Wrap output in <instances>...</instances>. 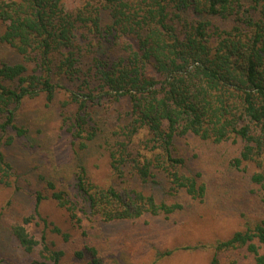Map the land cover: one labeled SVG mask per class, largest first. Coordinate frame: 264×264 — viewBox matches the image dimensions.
<instances>
[{
  "label": "trees",
  "instance_id": "trees-1",
  "mask_svg": "<svg viewBox=\"0 0 264 264\" xmlns=\"http://www.w3.org/2000/svg\"><path fill=\"white\" fill-rule=\"evenodd\" d=\"M214 18L230 19L222 25ZM0 20V41L22 57L0 62V183H12L2 146L28 133L16 121L24 100L43 94L51 103L65 92L61 104L74 111L63 112V121L79 149L87 148L101 127L92 108L106 100L126 103L125 122L108 145L113 182L95 183L79 163L75 199L51 182L50 196L37 191L32 214L10 226L26 251L39 247L52 264L64 254L52 248L45 230L36 238L26 229L36 218L49 225L39 210L45 199L67 210L78 227L83 218L110 222L144 214L168 217L181 210V203L158 200L130 182L159 184L158 172L170 190L202 200L201 173L182 172L185 159L173 150L176 137L188 134L215 144H241L231 162L237 169L250 162L260 168L250 181L264 202V0L248 5L241 0H87L76 11L62 0H0ZM96 41L100 49L84 69ZM112 45L117 49H109ZM27 62L34 64L31 72ZM62 77L73 83H62ZM9 130L13 135H6ZM51 231L61 232L56 225ZM263 246L264 216L253 228L216 239L210 264L220 263L221 251L237 249L264 264ZM86 254L87 264H103L94 246L75 251L78 258ZM0 264L5 263L0 259Z\"/></svg>",
  "mask_w": 264,
  "mask_h": 264
},
{
  "label": "rangeland",
  "instance_id": "rangeland-1",
  "mask_svg": "<svg viewBox=\"0 0 264 264\" xmlns=\"http://www.w3.org/2000/svg\"><path fill=\"white\" fill-rule=\"evenodd\" d=\"M85 1L62 0L65 7L73 11L82 7ZM91 1L96 3V0ZM241 2L248 5L250 0ZM214 20L222 25L228 23L221 18ZM3 30L4 24L0 20V34ZM109 46L103 43V48ZM90 47L84 69L95 56L97 41ZM109 49L116 50L117 46L112 45ZM20 61L21 55L0 41V62ZM26 65L31 72L34 64L27 62ZM59 81L67 85L73 83L64 77ZM66 95L63 91L58 92L51 103L46 102L43 94L24 100L17 110L16 121L28 129L27 136L14 137L10 145L2 146L12 165V183H0V259L5 264H52L43 257L39 247L26 251L10 232L12 224L20 223L32 214L37 191L50 196L48 183L51 182L56 190H64L75 199V173L79 163L85 166L89 179L95 183L113 182L108 145L114 143L118 126L125 122V100H106L92 108L101 127L88 147L79 149L78 141L73 139L63 121L66 112L74 111L72 105L62 106ZM6 135H13V132L9 130ZM138 137L134 138L137 142ZM240 148L239 143L215 144L191 134L176 137L174 153L185 159L181 171H199L206 185L202 200L192 199L183 190H170L169 182L160 172L157 173L158 179H162L159 184H140L138 180L130 179L132 185L154 194L158 200L165 198L183 205L181 210L168 217L144 214L137 219L110 222L83 218L82 226L78 227L68 211L49 198L39 205L41 216L49 225L45 227L36 218L26 224V229L36 238L45 230L52 248L64 252L59 264H87L90 260L87 254L82 258L75 256V251L84 249L85 245L97 248L103 264H210L216 239L227 238L236 230L253 228L264 216L262 192L250 181L251 174L260 168L250 162L237 169L231 162ZM54 225L60 233L51 231ZM62 233L68 237L64 238ZM261 251L264 252V246ZM219 259V264H255L243 249L221 251Z\"/></svg>",
  "mask_w": 264,
  "mask_h": 264
}]
</instances>
